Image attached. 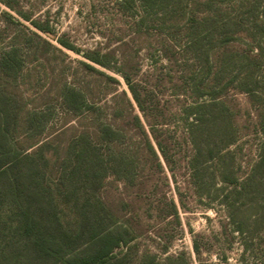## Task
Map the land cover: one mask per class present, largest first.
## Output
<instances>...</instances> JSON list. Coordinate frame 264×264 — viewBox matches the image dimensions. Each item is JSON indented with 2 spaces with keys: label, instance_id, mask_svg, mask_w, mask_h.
<instances>
[{
  "label": "rangeland",
  "instance_id": "obj_1",
  "mask_svg": "<svg viewBox=\"0 0 264 264\" xmlns=\"http://www.w3.org/2000/svg\"><path fill=\"white\" fill-rule=\"evenodd\" d=\"M247 3L0 0V259L26 264L22 228L28 208L46 210L37 211L44 224L57 216L73 234L89 199L88 211L98 210L100 217L107 212L100 219L124 234L126 243L113 254L117 264H264V56L237 58L260 29L264 0ZM192 17L206 21L219 74L204 82L218 93L198 98L157 91V127L165 131L169 165L158 150V166L132 116L108 109L104 116L120 136L98 144L111 170L96 179L97 188L78 174L70 187L64 174L68 146L81 130L94 131L96 112H68L62 94L73 87L102 104L114 95L105 94L112 85L82 62L116 77L119 92L131 98L119 72L84 53L112 52L111 65L132 69L134 79L151 88L153 68L167 64L159 56L162 44L171 45ZM216 50L224 52L220 60ZM197 116L205 120L194 143L189 127ZM60 229L50 233L59 236Z\"/></svg>",
  "mask_w": 264,
  "mask_h": 264
},
{
  "label": "trees",
  "instance_id": "obj_2",
  "mask_svg": "<svg viewBox=\"0 0 264 264\" xmlns=\"http://www.w3.org/2000/svg\"><path fill=\"white\" fill-rule=\"evenodd\" d=\"M247 1L249 0H243L245 5L248 4ZM32 23L39 29L45 30L34 20H32ZM257 26H260V29L256 30L250 40L251 42L249 41L251 44H248L247 49L237 50V58L250 62L264 56V45H254L256 39L260 42L264 41V20ZM181 28L173 36L175 40H172L171 45L162 44L159 56L166 59L167 64L153 68L154 84L151 88H146L141 82L136 81L133 77L132 69L126 70L124 67L111 65L112 52L101 54V52L95 50L84 53L85 58L95 64L119 72L128 86L131 98L128 97L125 91L119 92L120 82L116 77L106 74V72L89 63L82 62L83 66L95 72L99 77H104L109 83L108 85H112L110 86L112 88L106 90L105 94L110 92L114 95L111 100H108V103H112V106H110L108 103L102 104L99 101L90 102L93 98H89L85 91L77 90L73 87L65 88L62 94L68 112H84L89 109H93L96 112L95 127L92 129L94 131L92 132L90 128L81 130L68 146L64 174L68 176L66 181L70 182L68 184L70 187L73 186L72 182H74L70 180H73L75 175L78 174L82 177V181L87 187L97 188L95 186L97 185L96 179H104L111 170L109 160L100 152L98 144L99 142L109 144L120 136L118 127L114 126L104 116L108 109H113L114 113L115 111H120V113L132 116L145 144L158 162V166L161 167L158 150L167 165H169L164 136L165 131L157 127L159 124L157 117L162 112L159 109L160 102L155 95L157 91L182 92L183 95L190 93L198 98L207 94L214 95L218 93L216 90H208L204 82L205 77H215L219 74V67L218 65H213L212 56L207 46L209 35L206 21L202 18H188ZM227 40L228 37L223 38L221 42ZM58 42L67 49L79 52L75 46L63 39H58ZM255 47H257L256 49L259 52L253 56ZM216 53L217 57L215 60H220L224 52L216 50ZM133 102H135L145 122L135 113ZM206 106L205 103L198 104V108ZM193 115L196 116V114ZM196 120V123L191 124V127H189V134H191V140L194 143L197 140L199 131L202 130L201 124L204 123L205 119L203 116H197ZM146 125L149 130L146 129ZM75 193H77L76 188L72 195ZM82 205L83 210H80L82 212L81 227L77 233L73 232V234L61 226L57 216L54 221L44 224L40 217L37 216V211L40 214L46 211L42 208H38L35 212H30L28 208L24 212L25 224L22 232L25 235L23 249L26 254L23 257H25L26 264H37L38 262L39 264H117L113 260V254L117 248L126 243L124 234L113 231L114 222L105 223L100 219L107 218V207L103 209L106 212V216L100 217V211L94 210L91 213L88 211V207H93L89 199H85ZM57 227H61L59 236L50 233ZM80 250L82 252H79ZM76 251L77 253L71 254ZM0 260L5 264H9L7 258Z\"/></svg>",
  "mask_w": 264,
  "mask_h": 264
}]
</instances>
